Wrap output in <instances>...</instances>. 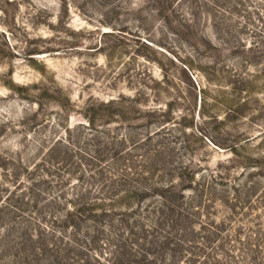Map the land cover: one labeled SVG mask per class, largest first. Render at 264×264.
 Masks as SVG:
<instances>
[{
    "label": "rangeland",
    "instance_id": "1",
    "mask_svg": "<svg viewBox=\"0 0 264 264\" xmlns=\"http://www.w3.org/2000/svg\"><path fill=\"white\" fill-rule=\"evenodd\" d=\"M0 264H264V0H0Z\"/></svg>",
    "mask_w": 264,
    "mask_h": 264
},
{
    "label": "trees",
    "instance_id": "2",
    "mask_svg": "<svg viewBox=\"0 0 264 264\" xmlns=\"http://www.w3.org/2000/svg\"><path fill=\"white\" fill-rule=\"evenodd\" d=\"M233 151V150H232ZM234 152H235V150H234ZM175 186H176V184H174V183H172L171 185H169V186H165V190H166V192H168V194L169 193H171L172 192V194H173V198H175V201H180V200H187L188 199V197L187 196H185V191L186 190H188V191H190V192H193V189L191 188V187H186L185 185L184 186H182L181 187V189H180V191H176V189H175ZM137 196L139 195V194H136ZM161 198H162V200L164 199V200H166L167 201V198H165V197H163V196H161ZM172 199V198H171ZM169 201V200H168ZM170 208H171V206H170ZM172 208H174V209H176L177 208V206H172ZM80 211H82V210H80L79 209V212Z\"/></svg>",
    "mask_w": 264,
    "mask_h": 264
}]
</instances>
